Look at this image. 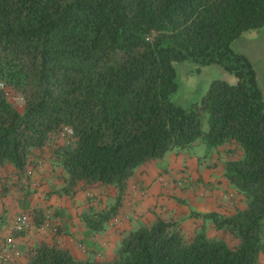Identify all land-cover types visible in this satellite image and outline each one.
I'll return each mask as SVG.
<instances>
[{"label": "trees", "instance_id": "obj_1", "mask_svg": "<svg viewBox=\"0 0 264 264\" xmlns=\"http://www.w3.org/2000/svg\"><path fill=\"white\" fill-rule=\"evenodd\" d=\"M263 26L264 0H0V195L18 188L29 218L28 228L12 225L7 238L32 227L60 234L51 215L30 210L44 149L62 181L45 200L116 189L114 204L81 215L87 233L118 215L138 167L198 139L208 151L228 147L222 176L245 204L228 214L190 213L219 237L204 225L188 231L156 216L123 237L109 260L78 259L53 236L0 264H260L264 94L252 64L231 44ZM184 61L218 65L235 82L213 81L189 109L174 105V63ZM17 95L20 108L11 102ZM65 127L73 134L55 138ZM6 226L1 212L0 252L15 247L2 237ZM22 255L23 263L13 262Z\"/></svg>", "mask_w": 264, "mask_h": 264}, {"label": "crops", "instance_id": "obj_2", "mask_svg": "<svg viewBox=\"0 0 264 264\" xmlns=\"http://www.w3.org/2000/svg\"><path fill=\"white\" fill-rule=\"evenodd\" d=\"M227 148L224 146L223 150L216 151V159L211 165L203 166L201 162L196 161L187 169L179 164V161H175L177 159L175 155L168 160L171 162L170 172L168 169L158 167L155 160L141 165L127 180L118 215L98 233H87L81 215L89 213L94 208L95 211H99L111 206L116 200V189L98 187L79 192L73 199L54 195L49 200H45V194L59 189L62 181L58 178L57 171L51 170L49 165L39 163L38 172L32 173L31 177L38 186L32 196L30 210L35 207L41 208L51 215L53 222L60 228V234L56 236L53 231L36 230L32 227L24 237L7 238L14 218L26 214L20 207L24 196L18 188L11 186L7 194L0 195V213H5L10 224L8 228L6 226L2 237L7 238L6 240L16 248L26 250V247L36 241L52 240V237L56 236L59 244L68 248L78 259L109 260L123 237L140 225L151 223L156 216L177 221L186 230L193 231L199 225L200 219L189 217L191 207L197 208V212L201 213L228 214L236 207L245 206L244 201L232 191L222 176L224 161L231 158L225 153ZM0 191H2V183H0ZM41 192L45 193L41 194ZM215 232L208 221V235L213 237L212 234L214 235ZM9 252L12 258L13 254L10 250ZM12 260L22 262L19 258ZM260 264H264V255L260 257Z\"/></svg>", "mask_w": 264, "mask_h": 264}, {"label": "rangeland", "instance_id": "obj_3", "mask_svg": "<svg viewBox=\"0 0 264 264\" xmlns=\"http://www.w3.org/2000/svg\"><path fill=\"white\" fill-rule=\"evenodd\" d=\"M231 48L236 53L242 54L245 56L249 62L252 64L258 84L264 94V26L258 30L250 31L242 34L237 38L232 44ZM174 66L176 68V81L178 88L176 92L172 95L171 101L174 105L182 106L183 108H191L197 102L200 101L201 97L207 91L209 85L216 80L226 81L230 84L235 82V78L228 74L222 67L218 65H209V66H197L191 62H175ZM16 97V96H13ZM23 102L14 101L12 104L20 108ZM203 129L206 131L208 129L207 116L206 114L202 117ZM219 149H224V146L213 148L208 151L206 145L202 143L199 139L192 145L188 146L185 149H176L174 151L168 152L162 159L155 160L158 167H163L168 169L169 172L172 170L170 167V161H168L172 155H175L179 161V164L189 169L196 161L201 162V165L204 164L211 165L212 162L216 159V151ZM47 149H44L40 154L43 160L41 163L43 165H48L46 162L47 158ZM217 167V165H216ZM185 177V176H184ZM187 178V177H186ZM188 185V183H187ZM183 187L185 184L182 185ZM232 191H235L231 188ZM45 193V192H41ZM42 197V196H41ZM115 200L112 204H114ZM41 203V202H40ZM191 212H197V208H192ZM169 213V212H168ZM182 222V221H180ZM199 225H204L208 232V220L200 219ZM209 234V233H208ZM213 237H219L218 232H215ZM14 253L18 248L14 247L12 249ZM11 251V250H10ZM24 255H22L19 260H24Z\"/></svg>", "mask_w": 264, "mask_h": 264}, {"label": "built area", "instance_id": "obj_4", "mask_svg": "<svg viewBox=\"0 0 264 264\" xmlns=\"http://www.w3.org/2000/svg\"><path fill=\"white\" fill-rule=\"evenodd\" d=\"M1 86V85H0ZM8 94L6 93V96ZM23 102V98L19 95H17L16 97H11V102ZM23 104V103H22ZM72 130L70 128L65 127L62 131H60V133L57 134V139L65 141L69 136H71ZM13 228L16 231H22L25 230L26 228H28L29 226V218L26 214H21L18 215L17 217L14 218L13 222H12ZM13 250H11L12 253ZM10 252L8 251V249H3L0 252V263H4L7 262L10 259ZM13 254L18 255L19 252L15 251Z\"/></svg>", "mask_w": 264, "mask_h": 264}]
</instances>
